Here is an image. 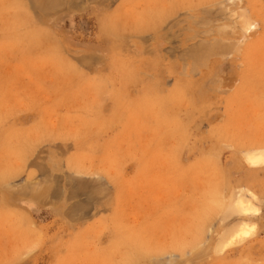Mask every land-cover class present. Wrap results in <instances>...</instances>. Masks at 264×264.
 I'll return each instance as SVG.
<instances>
[{"label":"rangeland","instance_id":"374dc122","mask_svg":"<svg viewBox=\"0 0 264 264\" xmlns=\"http://www.w3.org/2000/svg\"><path fill=\"white\" fill-rule=\"evenodd\" d=\"M32 1L0 0V264H264V0Z\"/></svg>","mask_w":264,"mask_h":264},{"label":"bare ground","instance_id":"6f19581e","mask_svg":"<svg viewBox=\"0 0 264 264\" xmlns=\"http://www.w3.org/2000/svg\"><path fill=\"white\" fill-rule=\"evenodd\" d=\"M29 1H32V0H29ZM33 1H34V0H33ZM33 1H32V2H33ZM42 1H43V2H42V5H41L42 8H41V7H40V8L43 9V10L45 9V10H47V11H48L49 9H54V10H55V9H57V7H58V8H62V7H65V5H67V2L64 1V0H42ZM35 2H38V1L36 0ZM72 3H73V2H72ZM72 3H71V4L68 3V5L71 6ZM38 4H40V3H38ZM73 5H74V4H73ZM79 5H80V4H79ZM36 6H37V5H36ZM77 6H78V5H77ZM75 7H76V6H75ZM79 7H80V6H79ZM40 8H39V6H38V9H40ZM41 9H40V10H41ZM62 9H63V8H62ZM43 10H42V11H43ZM57 11H58V10H57ZM43 12H44V11H43ZM48 12H49V11H48ZM204 12H205V11H204ZM45 14H48V13H45ZM191 17H192V16H191ZM109 24H110L111 26H114V25H113V21H112V19H110V18H109ZM213 41H214V40H213ZM209 42H210V41H208V43H209ZM214 42H215V41H214ZM195 43H196V42H195ZM205 43L208 45L207 42H205ZM212 43H213V42H212ZM215 43H216V42H215ZM193 44H194V43H193ZM218 44H219V43H218ZM218 44H217V45H218ZM220 44H221V43H220ZM210 45H212V44L210 43ZM218 46H219V45H218ZM196 47H197V46H196ZM199 47H200V46H198V48H196V51L199 49ZM202 47H203V46H202ZM207 47H208V46H207ZM211 47H213V46H211ZM214 47H215V46H214ZM194 48H195V47H194ZM204 48H205V46H204ZM218 48H219V47H218ZM202 49H203V48H202ZM206 49H207V48H206ZM216 49H217V48H216ZM219 50H220V49H219ZM199 51H201V49H200ZM210 51H211V50H210ZM217 51H218V50H217ZM188 52H191V50L188 51ZM208 52H209V51H208ZM185 53H187V52L185 51ZM191 53L193 54V52H191ZM196 53H197V52H196ZM200 53H201V52H200ZM187 54H188V53H187ZM211 54H212V53H211ZM216 54H217V53H216ZM201 55H202V54H201ZM204 55H205V54H204ZM204 55H203V57H204ZM188 56H190V55H188ZM206 56H207V55H206ZM208 56H209V55H208ZM194 57H195V56H194ZM196 57H197V56H196ZM203 57H202V58H203ZM191 58H192V57H191ZM199 58H200V57H199ZM194 59H195V58H194ZM197 59H198V58H197ZM204 59H205V58H204ZM207 59H208V58H207ZM195 60H196V59H195ZM195 60H194V61H195ZM199 60H201V59H199ZM192 61H193V58H192ZM202 61H203V60H202ZM204 61H205V60H204ZM207 62H208V61H207ZM207 62H205V63H207ZM198 63H199V62H198ZM201 63H202V62H201ZM195 65H196V64H195ZM198 65H199V64H198ZM191 66H193V65H191ZM196 67H197V66H196ZM257 152H258V153H254L253 155H251L250 157H248V159H249L250 161L264 159V149H259V150H257ZM71 181H72V180H71ZM73 182L75 183L76 181H73ZM79 182H80V181H79ZM45 183H46V182H45ZM71 183H72V182H71ZM46 184H47V183H46ZM79 184H81V183H79ZM83 184L85 185L84 182H83ZM83 184H81V185L83 186ZM28 185L30 186V184H28ZM40 185H41V187H42L43 184H40ZM45 186H46V185L44 184V187H45ZM70 186H71V185H70ZM74 186H75V185H74ZM77 186H78V185H77ZM4 187H5V186H4ZM33 187H34V186L32 185V187H30V189L32 188V190H33ZM36 187H38V186L36 185ZM39 187H40V186H39ZM39 187H38L37 189L35 188V190H33V191H31L30 189H28L27 192L30 191V192L34 193L33 195H35V196H39V195H40V190H41V188H39ZM75 187H76V186H75ZM5 188H6V187H5ZM24 188L27 189L26 186H24ZM71 188H72V187H71ZM71 188H70V190H71ZM73 188H74V187H73ZM79 188L81 189V186H80ZM82 188H83V187H82ZM8 189H9V186H8ZM21 189H23V187H22ZM21 189H20V190H21ZM39 189H40V190H39ZM52 189H53V188H52ZM54 189H55V188H54ZM84 189H85V187H84ZM20 190H17V192L20 191ZM73 190H74V189H73ZM82 190H83V189H82ZM25 191H26V190H25ZM20 192H21V191H20ZM23 192H24V190H23ZM14 193H15V192H14ZM18 193H19V192H18ZM21 193H22V192H21ZM24 193H25V192H24ZM51 193H52V190H51ZM54 193H55V192H54ZM70 193H71V191H70ZM70 193H69V194H70ZM30 194H31V193H30ZM59 194H60V193H59ZM74 194H75V193H74ZM70 195H71V194H70ZM53 196H55V195H53ZM59 196H60V195H59ZM240 197H241V196H240ZM232 200H233V199H232ZM232 200H231V201H232ZM233 201H234V200H233ZM242 201L244 202V200H240L241 205H243V204H242V203H243ZM43 202H44V201H43ZM224 202H225V201H224ZM229 202H230V201H229ZM229 202H228L227 204L224 203V204H223V207H224V208L222 207L223 210L221 209L222 211H224V212H223L224 215L226 214V212H227V214H231V210L234 208V206L232 205L233 202H231L232 204L229 203ZM240 202H239V203H240ZM236 209H237V208H236ZM233 211H235V210H233ZM232 213H234V212H232ZM227 214H226V215H227ZM224 215H223V216H224ZM229 216H230V215H229ZM229 216H228V217H229ZM224 217H226V216H224ZM233 226H234V225H233ZM237 226H238V225H237ZM233 228H234V227H233ZM225 230H226V229H225ZM246 230H247V229H246L245 226H241V228H239L240 233H244V232H246ZM229 231H231V230H229ZM227 232H228V230H227L225 233H227ZM229 233H230V232H229ZM231 233H232V232H231ZM227 234H228V233H227ZM223 235H224V234H223ZM222 237H223V236H222ZM225 238H226V237H225Z\"/></svg>","mask_w":264,"mask_h":264}]
</instances>
